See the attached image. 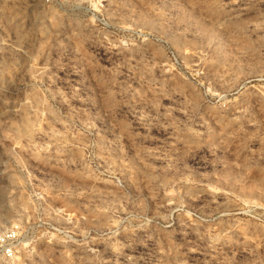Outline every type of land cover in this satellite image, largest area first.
<instances>
[{
  "label": "rangeland",
  "instance_id": "1",
  "mask_svg": "<svg viewBox=\"0 0 264 264\" xmlns=\"http://www.w3.org/2000/svg\"><path fill=\"white\" fill-rule=\"evenodd\" d=\"M0 264H264V0H0Z\"/></svg>",
  "mask_w": 264,
  "mask_h": 264
}]
</instances>
